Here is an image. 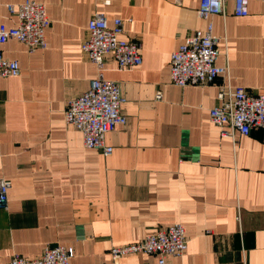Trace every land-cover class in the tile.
Returning a JSON list of instances; mask_svg holds the SVG:
<instances>
[{
    "label": "crops",
    "instance_id": "0c3cea01",
    "mask_svg": "<svg viewBox=\"0 0 264 264\" xmlns=\"http://www.w3.org/2000/svg\"><path fill=\"white\" fill-rule=\"evenodd\" d=\"M25 1L0 0V23L15 27L5 5ZM34 1L51 20L46 49L31 53L18 40L2 46L21 74L0 78V179L12 186L0 209V264L56 246L73 249L70 264H116L113 247L175 223L188 251L168 264H264V129L224 137L209 113L221 104V87L264 94V0H250L246 17L228 0L227 15L209 20L198 16L201 0ZM95 12L111 27L120 18L121 38L142 47L136 68L105 58L103 75L120 85L127 117L106 136L110 156L86 149L64 115L98 77L81 49ZM210 23L222 38L217 65L229 66V77L174 85L171 54ZM158 261L141 253L117 264Z\"/></svg>",
    "mask_w": 264,
    "mask_h": 264
},
{
    "label": "built area",
    "instance_id": "2783aa9c",
    "mask_svg": "<svg viewBox=\"0 0 264 264\" xmlns=\"http://www.w3.org/2000/svg\"><path fill=\"white\" fill-rule=\"evenodd\" d=\"M97 1L109 4L115 0ZM227 2L228 0H201L197 11L199 18L209 20L213 16L225 17ZM234 2L235 16L249 15L250 0ZM5 8L10 16H17L18 22L12 28L0 23V78H16L21 74L19 62L5 59L2 46L11 40H18L31 53L45 50V30L50 27L51 20L46 6L34 0L15 5L8 3ZM123 26L120 18L111 27L107 14L94 13L81 49L97 66L98 77L90 81L85 93L70 99L64 113L67 125L82 133L84 147L97 150L103 156H110L114 151L107 145L106 136L127 123V117L122 113L126 98L122 95L121 87L103 75L105 58L111 57L120 68H136L143 62L141 42L137 39H122ZM208 28L209 32L205 34L195 32L171 54L170 80L174 85L181 88L189 85L204 86L213 84L221 75L229 77V66L217 65L222 38L212 35L211 23ZM218 96L221 104L210 109L209 113L211 123L223 130L222 136L234 139L236 134L250 135L253 130L264 129V94L251 95L243 87L226 92L221 87ZM157 98H162L160 93ZM226 127L228 129H223ZM11 188L10 181L0 179V209L7 208ZM187 248L188 239L184 227L181 223H175L140 242L113 247L110 252L116 264L126 255L141 253L157 256L158 264H168L169 258L185 256ZM42 253L37 259L15 255L6 264H70L75 252L72 248L56 246L46 247Z\"/></svg>",
    "mask_w": 264,
    "mask_h": 264
}]
</instances>
